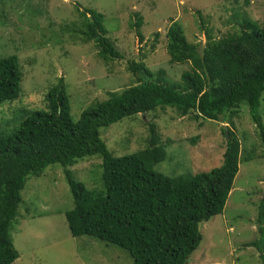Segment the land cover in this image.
Returning a JSON list of instances; mask_svg holds the SVG:
<instances>
[{
  "label": "rangeland",
  "instance_id": "1",
  "mask_svg": "<svg viewBox=\"0 0 264 264\" xmlns=\"http://www.w3.org/2000/svg\"><path fill=\"white\" fill-rule=\"evenodd\" d=\"M78 9L105 16L108 37L122 59L104 61L94 43L81 40ZM236 14L263 25L264 0H0V59L17 56L23 74L19 99L0 104V132L11 131L16 123L19 127L25 119L22 108L48 110L47 96L61 79L75 122L96 101L136 85L130 62L143 63L153 73L163 70L168 82L179 83L191 65L170 62L166 36L171 21L180 22L188 41L202 48L207 30L215 38L238 30ZM170 109L157 119L125 118L103 128L102 138L115 157L135 154L147 147L146 123L154 121L167 153L154 169L178 177L221 167L226 146L221 128L232 130L242 144L240 171L223 214L201 225L203 239L188 264H264L257 248L249 245L261 237L257 220L264 193V146L248 106L241 105L224 123L180 118ZM260 112L264 123V97ZM101 164L95 155L68 169L87 188L100 190ZM64 173L55 164L41 176H29L11 232L19 253L15 264H134L124 249L95 237L72 236L66 215L74 202Z\"/></svg>",
  "mask_w": 264,
  "mask_h": 264
},
{
  "label": "trees",
  "instance_id": "2",
  "mask_svg": "<svg viewBox=\"0 0 264 264\" xmlns=\"http://www.w3.org/2000/svg\"><path fill=\"white\" fill-rule=\"evenodd\" d=\"M78 12L76 33L81 40L94 43L104 61L122 59L108 37L105 16L91 10ZM235 19L238 30L222 38L207 30L202 48L188 41L180 22L171 21L166 36L170 62L191 65L179 83L168 82L163 70L153 73L133 61L129 70L137 78L136 85L96 101L77 122L71 117L64 79L50 90L48 110L22 108L25 119L19 127L16 123L11 131L0 132V264H15L19 259L11 232L29 176H41L55 164L64 168L73 197L74 208L66 215L72 236L95 237L124 249L134 264L189 263L203 239L201 225L222 215L226 208L242 163L241 141L232 130L222 127L226 146L221 167L169 177L154 169L167 157L154 121L146 123L147 147L122 157L108 149L101 130L128 117L157 119L167 114L168 108L180 118L224 123L245 104L264 146L260 112L264 24L241 14ZM137 26H142V19ZM22 81L18 57L0 59V104L19 99ZM95 155L102 159L100 190L87 188L68 169ZM257 221L261 237L249 245L257 248L264 262V193Z\"/></svg>",
  "mask_w": 264,
  "mask_h": 264
}]
</instances>
